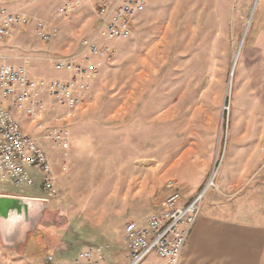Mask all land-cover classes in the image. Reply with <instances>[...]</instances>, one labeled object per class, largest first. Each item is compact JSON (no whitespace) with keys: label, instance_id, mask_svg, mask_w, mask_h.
Returning <instances> with one entry per match:
<instances>
[{"label":"rangeland","instance_id":"rangeland-1","mask_svg":"<svg viewBox=\"0 0 264 264\" xmlns=\"http://www.w3.org/2000/svg\"><path fill=\"white\" fill-rule=\"evenodd\" d=\"M69 1L0 0L59 27L50 42L33 28L16 30L0 43V63L27 66L32 78L66 79L56 62L83 63V39L105 44L98 37L103 0L83 3L70 21L58 15ZM256 1L151 0L131 37L113 43L114 60H100L86 104L69 110L46 100L42 116L15 114L49 155L55 176L58 197L36 230L49 256L74 261L89 245L108 246L106 264H126V225L144 226L162 210L169 181L183 188L181 207L214 171L218 188L245 183L252 222L264 220V0L255 8ZM58 130L69 134L68 151L50 139ZM31 174L33 188L0 177V192L42 196V173ZM0 264L49 263L26 260L0 234Z\"/></svg>","mask_w":264,"mask_h":264},{"label":"built area","instance_id":"built-area-1","mask_svg":"<svg viewBox=\"0 0 264 264\" xmlns=\"http://www.w3.org/2000/svg\"><path fill=\"white\" fill-rule=\"evenodd\" d=\"M25 4L38 0H22ZM88 0H71L59 10L58 15L72 20V16ZM151 0H103L98 11V37L105 42L83 39L81 46L88 53L83 63L60 60L55 69L66 74V79L46 80L32 78L27 66L0 63V177L17 189L33 188L35 179L31 170L42 173V197L48 206L58 197L55 176L47 152L30 135L23 132L15 114L34 118L42 116L45 101L69 110L86 104L101 61L112 62L116 55L113 43L127 40L132 35L136 19L142 15ZM22 28H33L44 42L59 35V27L34 18L23 11L0 6V43L11 38ZM229 111V109H227ZM63 151L70 149L66 130L50 136ZM217 171H214L202 191L184 206H179L183 188L174 181L167 184V195L162 210L152 214L144 226L130 222L125 227L123 245L128 255L127 264H182L184 253L197 224L207 195L218 190ZM106 247L89 245L79 258L70 264H106L103 252ZM51 264H55L52 258Z\"/></svg>","mask_w":264,"mask_h":264},{"label":"crops","instance_id":"crops-1","mask_svg":"<svg viewBox=\"0 0 264 264\" xmlns=\"http://www.w3.org/2000/svg\"><path fill=\"white\" fill-rule=\"evenodd\" d=\"M261 10L264 11V4ZM246 175L250 176V173L246 174V170H243V177ZM236 183L227 181L218 188L217 193L207 196L202 214L189 238L182 264H264V220L261 217L252 222L250 192L246 190L245 183L243 186ZM0 196L42 197L6 192H0ZM45 246L44 237L36 231L28 237L26 245L21 246V255L28 261H47L49 264L50 258L55 264L75 261L55 259L46 253ZM110 252L111 259H114V253ZM122 261L128 263L127 252Z\"/></svg>","mask_w":264,"mask_h":264},{"label":"water","instance_id":"water-1","mask_svg":"<svg viewBox=\"0 0 264 264\" xmlns=\"http://www.w3.org/2000/svg\"><path fill=\"white\" fill-rule=\"evenodd\" d=\"M48 205L40 199L0 196V234L3 242L15 252L25 246L28 235L37 230ZM14 225L5 229L4 225Z\"/></svg>","mask_w":264,"mask_h":264},{"label":"bare ground","instance_id":"bare-ground-1","mask_svg":"<svg viewBox=\"0 0 264 264\" xmlns=\"http://www.w3.org/2000/svg\"><path fill=\"white\" fill-rule=\"evenodd\" d=\"M258 1V0H257ZM257 1H256V5H257ZM256 5H255V8H256ZM239 56H240V54H238V56H237V58H236V65L238 64V62H239ZM20 224V221H14L13 222V224H10V225H4V228L5 229H9V228H11L12 226H14V225H19Z\"/></svg>","mask_w":264,"mask_h":264}]
</instances>
